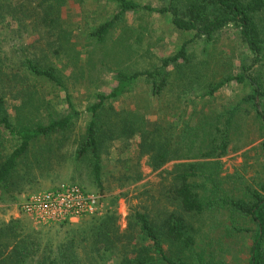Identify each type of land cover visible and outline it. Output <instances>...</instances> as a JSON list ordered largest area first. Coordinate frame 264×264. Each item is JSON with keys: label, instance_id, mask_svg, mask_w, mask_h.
<instances>
[{"label": "trees", "instance_id": "16d2710c", "mask_svg": "<svg viewBox=\"0 0 264 264\" xmlns=\"http://www.w3.org/2000/svg\"><path fill=\"white\" fill-rule=\"evenodd\" d=\"M69 1L41 0L32 6L33 0L16 5L9 0H0V23L9 17L16 22L30 19L40 24L46 35H51L52 30L61 27L56 14ZM103 1L116 3L118 12L93 34L99 42L123 23L128 14L138 11L170 16L177 31L192 33L194 38L185 42L173 56L162 59L154 70L133 74L120 72L116 88L109 95L99 94L97 103L88 109L92 119L75 152L76 163H89L95 184L100 193H104L106 164L113 154L114 144L129 143L138 137L135 157L125 160L117 157L115 160L118 167L112 182L116 185L115 192L144 180L143 160L152 173H159V184L152 183L131 191L134 199L126 200L129 214L125 228L116 207L119 200L131 195L130 191L114 196L115 209L101 217H90L88 238L83 240L87 248L84 257L79 254V246L71 244L59 251L58 258L41 264H227L217 258L214 239L210 235L214 234V229L208 228L218 214L244 221V228H238L241 226L233 221L226 239L250 234L248 264H264V175L249 184L236 174L227 177V185L222 176L221 161L229 155L235 140L244 136L240 132L244 112L254 116L260 140H264V0H168V5L162 9L142 6L131 0ZM227 30L236 32L252 60L250 65L242 67L241 74L223 73L216 81L213 76L204 74L202 67L207 66L208 61L196 67L188 46L196 40L214 43ZM58 35L61 42L68 36L64 31ZM37 61L26 60L24 74L6 71L0 65V196L21 193L22 184L28 181L27 176L32 175L35 169L26 167L28 172L19 175L18 167L26 162L28 156L35 155L38 168L43 160L52 159V152L48 156L45 151L39 153L41 146L37 148L36 145L40 144V138L49 140L72 127L70 116L55 117L53 114L49 116L47 125L41 122L33 124L29 120L26 123L18 121L16 125L12 122L7 104L10 96L14 99L21 97V109L30 112V105L38 99L37 92H29L26 86L23 90L19 88L25 80H34L55 89H67L64 78L54 66H44ZM141 78L149 83L152 96L160 105L166 94H171L178 102L182 97L195 93L202 99L212 98L230 83L248 84L253 94L242 103L224 110L214 120L208 115L201 119L196 117L194 110L189 111L194 101L184 99L177 115L178 123L165 121L162 115L152 122L138 111H117L107 105L109 101L121 98ZM38 101L42 103L41 99ZM67 101L71 113L78 115L68 94ZM3 132L19 142L9 154L5 153L8 140ZM258 149L264 174V141ZM123 151L124 147L115 146L117 154ZM169 165H172L171 169H168ZM18 231V226L13 223L0 224V264L26 262L29 254L21 250Z\"/></svg>", "mask_w": 264, "mask_h": 264}, {"label": "rangeland", "instance_id": "374dc122", "mask_svg": "<svg viewBox=\"0 0 264 264\" xmlns=\"http://www.w3.org/2000/svg\"><path fill=\"white\" fill-rule=\"evenodd\" d=\"M12 4L24 3L28 0H9ZM41 0H33V5H38ZM142 6H150L162 9L168 5V0H131ZM36 7V6H34ZM7 10V7H5ZM12 11V10H11ZM118 12L116 3L103 0H71L58 15L61 27L46 35L45 29L40 24H35L30 19L20 22L9 17L0 23V65L6 71L15 70L24 74V62L26 60H38L41 65L54 66L64 78L66 90L37 83L34 80H25L20 84L30 91L37 92L38 99L30 105L32 112L23 107L22 98L14 99L10 96L7 100L10 115L14 125L18 121H33V124L49 123V116H70L72 127L63 134H58L49 140L40 138L39 153L52 152V159L43 160L38 168L35 155L27 157L26 162L18 167L19 175L28 172L26 167L35 168L29 179L23 183L20 192L0 196V224H12L18 226V243L21 250L28 253L24 264H41L46 260L56 259L59 251L71 244H77L81 257H84L87 248L83 240L87 237L91 226V218L81 220L75 224H53L49 226L38 225L26 218L20 210L25 199L34 193L53 190L62 184H77L85 190L100 194L103 197V211L97 217H101L108 211L115 209L114 196L120 192L130 191L127 199L118 202L116 210L121 216L123 228L127 225L129 206L126 200L134 199L131 193L135 188H141L148 184H159V173H152L147 167L146 160L142 161L144 180L139 184L128 187L123 191L115 192L114 174L117 173L115 160L134 158L138 152L139 138L129 143L117 142L114 144L113 154L106 164L104 183L105 191L100 193L95 184L92 168L89 163H76L75 152L78 142L84 136L86 128L91 121L88 109L97 103L99 94L109 95L117 86V75L120 72L133 74L138 71L154 70L160 66L162 59L176 54L185 42L192 41V33L177 31L172 25L170 16L138 11L128 14L123 23L115 27L102 42H99L93 34L97 29L110 21ZM12 12L10 13V15ZM10 15H7L10 16ZM60 31L68 36L61 42L58 39ZM192 55V62L196 67H201V62H207L202 67L204 74L213 76L216 81L221 79L223 73L238 75L242 73L244 65H250L252 56L237 37L233 30H227L220 34L214 43L204 40H196L188 46ZM206 67V68H205ZM258 70V69H257ZM256 72V71H255ZM252 73V75L255 74ZM67 94L71 96L72 103L78 115L71 113L67 101ZM253 91L248 84L230 83L223 87L212 98L202 99L195 94L182 97L179 102L171 94H166L159 102L152 96V90L145 78L138 79L119 99L111 100L107 105L117 111H138L140 114L155 122L159 116L165 121L178 123L177 115L181 112L184 99L194 101L189 111L196 112V117L208 115L213 120L221 115L224 110L230 109L243 102L252 95ZM16 96H19L18 93ZM37 102V105H35ZM263 109H264V103ZM36 107L37 110H33ZM246 108V107H245ZM242 129L240 140L236 139L228 156L223 158V173L227 185V177L236 174L241 175L247 183L258 180L263 174L262 165L258 157V146L264 141L260 140L258 124L254 116L248 112L242 114ZM201 119V118H200ZM257 124V125H256ZM7 137L6 154H9L18 140ZM128 144V145H125ZM115 146L124 147L120 154L115 152ZM53 148V150H49ZM255 148V149H254ZM254 149V150H253ZM33 153L35 149L32 150ZM38 153V154H39ZM171 169L172 165L167 166ZM112 184V185H111ZM137 203L136 200H132ZM147 201V200H146ZM230 215L218 214L208 228L214 229L210 234L214 239L213 248L219 260L227 264H248L251 235L244 234L235 239H226L227 232L233 226V221L238 228H244L245 223L241 219L233 220ZM16 222V224H15ZM238 222V223H237ZM89 244V243H88ZM111 262H107V264Z\"/></svg>", "mask_w": 264, "mask_h": 264}, {"label": "built area", "instance_id": "2783aa9c", "mask_svg": "<svg viewBox=\"0 0 264 264\" xmlns=\"http://www.w3.org/2000/svg\"><path fill=\"white\" fill-rule=\"evenodd\" d=\"M104 207L103 197L77 184H62L53 190L29 195L21 204V213L32 222L49 226L75 224L98 216Z\"/></svg>", "mask_w": 264, "mask_h": 264}]
</instances>
